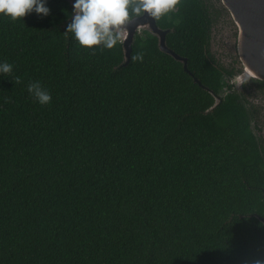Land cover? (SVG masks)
I'll return each mask as SVG.
<instances>
[{"label":"trees","instance_id":"16d2710c","mask_svg":"<svg viewBox=\"0 0 264 264\" xmlns=\"http://www.w3.org/2000/svg\"><path fill=\"white\" fill-rule=\"evenodd\" d=\"M46 6L0 15V264H264V148L209 50L212 1L156 21L192 76L148 31L127 66L121 42L81 48L71 2Z\"/></svg>","mask_w":264,"mask_h":264},{"label":"clouds","instance_id":"9594fccd","mask_svg":"<svg viewBox=\"0 0 264 264\" xmlns=\"http://www.w3.org/2000/svg\"><path fill=\"white\" fill-rule=\"evenodd\" d=\"M181 3L182 0H75L66 33H70L81 48L112 50L124 38L133 18L147 14L149 19L159 21L174 13ZM46 4L47 0H0V15L12 22L33 12L48 17L50 9ZM134 59L142 62L143 56ZM12 74L13 65L0 62V77ZM13 82L20 83L18 79ZM27 92L42 107L52 102L51 94L39 81L30 82Z\"/></svg>","mask_w":264,"mask_h":264},{"label":"water","instance_id":"95a60500","mask_svg":"<svg viewBox=\"0 0 264 264\" xmlns=\"http://www.w3.org/2000/svg\"><path fill=\"white\" fill-rule=\"evenodd\" d=\"M69 1L72 5L75 2ZM221 2L238 30V51L242 67L240 70L237 69L240 74H236L233 82L241 86L251 78L264 81V0H221ZM141 30L156 36L159 49L182 62L184 69L192 76L187 68V59L168 48L166 44L168 30L159 28L156 21L149 19L147 14L141 18H133L124 32V38L120 41L124 51V66L130 62L135 36ZM194 81L201 85L196 78ZM216 102L219 100L216 99Z\"/></svg>","mask_w":264,"mask_h":264},{"label":"rangeland","instance_id":"374dc122","mask_svg":"<svg viewBox=\"0 0 264 264\" xmlns=\"http://www.w3.org/2000/svg\"><path fill=\"white\" fill-rule=\"evenodd\" d=\"M211 1L213 7L220 13L217 15L215 11L217 16L211 28L209 50L222 66L240 70L242 66L239 59L237 27L229 12L222 6L221 0ZM143 31L141 30L139 34ZM234 77L231 80H234ZM233 85L235 90L244 94V96L240 95L246 100V106L251 113L252 130L264 148V88L261 90L250 86L244 88L237 85L235 81Z\"/></svg>","mask_w":264,"mask_h":264},{"label":"flooded vegetation","instance_id":"af4514ba","mask_svg":"<svg viewBox=\"0 0 264 264\" xmlns=\"http://www.w3.org/2000/svg\"><path fill=\"white\" fill-rule=\"evenodd\" d=\"M245 82H246V81H245ZM242 84H243V83H242ZM241 86H242V85H241ZM247 87H248V85L245 86V88H247ZM250 87L256 88L255 86H250Z\"/></svg>","mask_w":264,"mask_h":264},{"label":"bare ground","instance_id":"6f19581e","mask_svg":"<svg viewBox=\"0 0 264 264\" xmlns=\"http://www.w3.org/2000/svg\"><path fill=\"white\" fill-rule=\"evenodd\" d=\"M247 72H249V71L247 70ZM249 74H251V73L249 72Z\"/></svg>","mask_w":264,"mask_h":264}]
</instances>
